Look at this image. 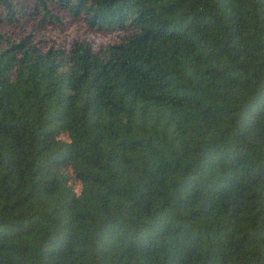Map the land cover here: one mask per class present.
Segmentation results:
<instances>
[{"label":"trees","instance_id":"1","mask_svg":"<svg viewBox=\"0 0 264 264\" xmlns=\"http://www.w3.org/2000/svg\"><path fill=\"white\" fill-rule=\"evenodd\" d=\"M38 11L90 33L0 30V264H264V0H0V24Z\"/></svg>","mask_w":264,"mask_h":264},{"label":"rangeland","instance_id":"2","mask_svg":"<svg viewBox=\"0 0 264 264\" xmlns=\"http://www.w3.org/2000/svg\"><path fill=\"white\" fill-rule=\"evenodd\" d=\"M17 4V13L20 14L21 10H25L29 12L34 8L35 0H14ZM22 7V8H21ZM53 7V5H52ZM41 16L40 11L35 13L33 16L29 17L23 22H11V23H1L0 30L6 31L7 35L10 32L17 38H20L27 34L28 32L33 33L34 40H38L42 42L43 45H65L70 39L76 35L81 37H89V33L87 28L85 27L84 21L82 17H78L75 21L74 19H67L66 24H52L49 25L46 22L41 23L39 17ZM65 21V20H64ZM24 28V30L22 29ZM99 35V39L105 40V37H110V39H114V32L111 30H96ZM97 35H93L95 37ZM97 42V41H96Z\"/></svg>","mask_w":264,"mask_h":264}]
</instances>
